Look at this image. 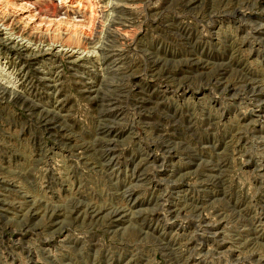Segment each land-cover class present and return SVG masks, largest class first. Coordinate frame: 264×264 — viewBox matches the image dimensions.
Wrapping results in <instances>:
<instances>
[{
  "label": "rangeland",
  "instance_id": "374dc122",
  "mask_svg": "<svg viewBox=\"0 0 264 264\" xmlns=\"http://www.w3.org/2000/svg\"><path fill=\"white\" fill-rule=\"evenodd\" d=\"M0 264H264V0H0Z\"/></svg>",
  "mask_w": 264,
  "mask_h": 264
},
{
  "label": "bare ground",
  "instance_id": "6f19581e",
  "mask_svg": "<svg viewBox=\"0 0 264 264\" xmlns=\"http://www.w3.org/2000/svg\"><path fill=\"white\" fill-rule=\"evenodd\" d=\"M182 3V2H181ZM189 3V2H188ZM184 5V4H183ZM189 5V4H188ZM189 8V7H188ZM224 9H225V6H224ZM158 63V64H160L161 63V60H159V59H156L155 61H153V63ZM162 63H163V61H162ZM157 64V65H158ZM167 67V66H166ZM165 68V67H164ZM225 80H226V78H225ZM245 81H247V82H251V80H247V79H245ZM225 82H227V80L225 81ZM227 84H229L228 82L225 84L226 86H227ZM224 85V84H223ZM228 87V86H227ZM119 89H121V88H119ZM111 99V98H110ZM115 99V98H114ZM117 99V98H116ZM109 100V99H108ZM113 100V99H112ZM110 101V100H109ZM116 101V100H115ZM118 102V101H117ZM120 102V101H119ZM113 103V102H112ZM111 104V103H110ZM120 104V103H119ZM113 106V105H112ZM117 106V105H116ZM115 107V106H114ZM118 210L116 209L115 210V212H117ZM97 212V211H96ZM118 213V212H117Z\"/></svg>",
  "mask_w": 264,
  "mask_h": 264
}]
</instances>
